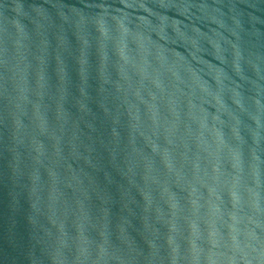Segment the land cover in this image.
<instances>
[{
  "label": "water",
  "instance_id": "water-1",
  "mask_svg": "<svg viewBox=\"0 0 264 264\" xmlns=\"http://www.w3.org/2000/svg\"><path fill=\"white\" fill-rule=\"evenodd\" d=\"M0 264H264V0H0Z\"/></svg>",
  "mask_w": 264,
  "mask_h": 264
}]
</instances>
